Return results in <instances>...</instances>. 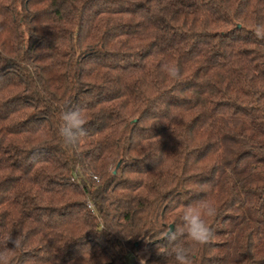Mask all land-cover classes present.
Wrapping results in <instances>:
<instances>
[{"label": "trees", "instance_id": "1", "mask_svg": "<svg viewBox=\"0 0 264 264\" xmlns=\"http://www.w3.org/2000/svg\"><path fill=\"white\" fill-rule=\"evenodd\" d=\"M260 23L264 0H0L11 264H175L166 232L200 202L218 212L194 264H264ZM65 106L88 121L75 147Z\"/></svg>", "mask_w": 264, "mask_h": 264}, {"label": "clouds", "instance_id": "2", "mask_svg": "<svg viewBox=\"0 0 264 264\" xmlns=\"http://www.w3.org/2000/svg\"><path fill=\"white\" fill-rule=\"evenodd\" d=\"M254 35L257 39L264 40V23L254 27ZM162 71L169 79L179 81L182 72L178 65L164 63ZM62 124L59 135L63 143L69 147H75L85 137L87 123L83 111L79 108L65 106L61 114ZM218 210L210 203L200 202L196 205L186 207L179 217L178 227H169L166 238L174 246L172 254L175 264H194L193 248L203 246L214 238V233L209 220L217 215ZM187 236L190 245H184L181 237ZM24 237L22 233L13 236L8 233L3 237V247L0 248V264H11L10 254L23 247ZM11 245V247H9Z\"/></svg>", "mask_w": 264, "mask_h": 264}]
</instances>
